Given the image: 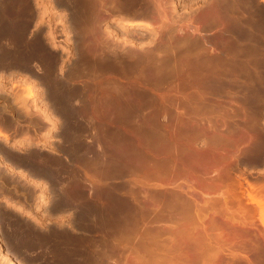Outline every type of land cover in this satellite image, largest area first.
Masks as SVG:
<instances>
[{"label": "bare ground", "instance_id": "6f19581e", "mask_svg": "<svg viewBox=\"0 0 264 264\" xmlns=\"http://www.w3.org/2000/svg\"><path fill=\"white\" fill-rule=\"evenodd\" d=\"M52 1L55 4V1ZM57 1L56 4L62 6L59 10L60 16L67 17L66 23L71 26L66 30L68 33H74L78 40L77 47H80L79 50L82 48V52L72 61L68 59L70 55H63V50L56 51L53 27L49 25L47 30L44 29V15L49 14L44 9L48 7L41 5L40 8L37 4L40 2L35 0H0V66L18 70L22 68L16 70L18 74L23 71L20 73L21 81L17 78L11 79V87L20 85L21 91L10 94L13 97L11 104L13 100L14 103L17 102L16 106L18 104L20 108L17 106L15 109L20 113V117L23 114L29 116L27 111L31 110L29 112L33 114L30 113V121L34 122L35 115L48 126L42 135L26 133V139H21L9 134L5 128L7 124L3 126L6 130L0 125V150L3 149V152L7 153V147H24L19 153L14 152L11 156L14 159L31 157L40 160L38 149L33 147L32 142L51 146L47 131L53 127L56 120H60L57 123L62 121L66 142H70L72 134L78 130L100 129L104 133L105 147L103 148L93 135L90 143L85 146L81 144V149H84L81 153L87 166L99 167L101 173L93 172L100 173V176L103 173L102 178H105L103 182L97 174L101 179V183H98L102 184V188L97 187V184L96 187L102 190L105 196H98L101 202L98 201L100 204L97 208L89 207L92 216L99 213L98 217L103 222V227L105 226L100 233L103 230L105 233H99L98 239L103 236L101 242L97 240L99 243L95 242L94 232L91 230V237L95 240L93 243L88 236L87 239V234L85 238L81 235L80 239L76 237L77 234L74 236L75 233H69V229L62 230L65 226H59L61 230L59 227L57 229L60 231L51 229L49 237L53 234L56 236L50 237L52 239L59 236L63 246L58 244L61 247H54L58 256L53 252L52 246V249H49L50 246L46 248L49 251L46 253L45 250V254L53 252L55 258L58 257V264H264V233L260 230L262 228L264 231V199L248 191L249 199L258 205L256 221L253 207L248 209V205H244L248 210L246 213L244 207L241 208L240 216L237 215L240 218L233 215L236 214V209L234 213L227 211L233 215L227 214L230 217L228 221L225 214V217L215 216L212 205L210 209L206 208L211 203L204 200L214 195H208L209 189L224 187V192L231 194L239 211L243 201L239 202V196L242 197L239 194L242 182L238 177L242 173L233 174L235 166L232 160H236L238 157H234L238 154L252 162H259L264 158V133L260 128V124L264 125V122L259 119L260 116H253L255 110L247 111L248 114L254 112L248 117L235 119L233 126L229 128V120L223 119L226 117L212 116L215 108L212 107V100L208 101L216 100L215 103L220 106L218 102L222 99L227 98L229 101L234 97L253 104L254 109L264 102V76L261 74L264 73V10L261 6V1L264 0H198L195 1L194 12L190 13L193 17L185 18L188 19L186 23L178 20L180 18L175 13L178 3L176 1L170 4L167 0ZM50 10L52 14L57 11L51 7ZM111 16L115 26L125 25L123 28L129 30L128 35L139 34L135 31L137 28L150 33L158 31L163 41L151 44L150 48L143 50L127 36L120 39L118 28L106 27L107 18ZM149 18H155L159 23L153 25ZM191 18H196L195 22ZM50 19H47V24H50ZM174 25H178L177 28ZM202 29L211 31L205 32L206 30ZM140 35L144 36L143 33ZM121 42L133 51L130 48L129 53H126V48L124 53L120 51L119 45L115 43H120L121 46ZM148 42L146 41V44ZM67 62H70V65L66 64ZM183 70L187 74L186 79L194 80V87L202 91L195 93L197 90L194 89V92L188 94H192L190 97L193 102H183V108L179 109L178 100H174V104L171 102L173 99H179L178 94L170 97L164 90L169 88L168 83H172ZM2 71L0 70V92H6L4 77L9 79L15 71L9 72L8 69L6 75L2 74ZM183 79L184 77L180 80ZM184 83L192 84L188 86L193 88L192 82ZM204 89H207V92ZM192 90L190 89V92ZM36 97L37 101H34ZM194 98L198 100L195 101ZM170 99L173 105H169ZM6 104L10 105V102ZM218 110L217 113H221ZM4 111L5 108L1 106L0 115ZM15 116L11 115L16 120ZM17 118L19 119V115ZM173 125L178 126L176 131L173 130ZM251 130L255 131L254 136L249 132ZM96 144L97 149L94 147ZM66 151H63L65 162L69 154H66ZM52 160L58 165L57 169L65 166L64 162L55 157L50 161ZM0 163L6 171L23 179L28 177L20 168H16L14 163L13 166L11 161L8 162L1 153ZM51 169L35 167L34 172L37 170L51 175ZM120 178L121 185L117 183ZM245 179L247 180V177ZM94 180L91 176L89 182L94 184L93 187L97 182L95 180L93 183ZM67 182L69 181L63 179L55 182V203L58 210L59 207H67L72 199L71 202L74 203L70 204H76L75 201L84 195L81 184ZM29 183L40 189L37 201L45 202L47 196L44 186L34 179V175L33 178L30 177ZM248 184L253 188L254 184L250 181ZM259 190L256 192H260ZM220 192L224 193L219 191V194ZM10 198H4L5 206H14L15 211H20L28 217L33 216L32 211L24 204L14 205ZM204 204L208 206L205 207ZM244 212L247 214H244L246 218L242 215ZM84 213L81 212L82 215ZM241 217L244 218L243 221L247 220L250 234L245 232L248 228L245 229L243 224L247 223H244ZM221 221L227 228L230 223L229 227L233 224V227H240V230L234 228L233 232H229L226 227L221 226ZM110 223L113 227H110ZM244 234L248 235V238H245ZM15 235L8 232L6 240L9 244L15 243ZM23 235L18 236H21V239ZM236 235L241 237L236 241H240V245L235 244ZM43 237L45 242L47 238ZM244 238L248 240L247 243ZM41 239L39 240L42 241ZM27 240L31 242L26 239L22 241L23 245L19 246L18 242L14 247L16 244V249L29 246ZM51 240L48 238L47 241ZM53 241L55 239L52 243ZM39 244L41 245V242L37 243V246ZM244 244H248V252H245ZM41 247L44 249L43 245ZM0 250V259L5 264H17L14 257L12 258L13 255L11 256L10 248L2 250L1 241ZM39 257L42 260L43 256ZM50 258L47 259L51 260ZM56 259L52 258L53 261Z\"/></svg>", "mask_w": 264, "mask_h": 264}, {"label": "flooded vegetation", "instance_id": "af4514ba", "mask_svg": "<svg viewBox=\"0 0 264 264\" xmlns=\"http://www.w3.org/2000/svg\"><path fill=\"white\" fill-rule=\"evenodd\" d=\"M55 2V4L56 3H58V1L57 0H54ZM264 1H261V6H262V8H263V10H264V3H263ZM185 7H179V8H177V11H178V17L180 18V20L181 21H183L188 15H189V13H190V10L189 9H186ZM186 11H189L188 13L186 12ZM181 13H182V15H181ZM186 13V14H185ZM184 15H186L185 17H183ZM184 18V19H183ZM263 20H264V16H263ZM107 21L108 22H111V23H114V20H113V16H111L110 18H107ZM68 24V22L66 23V25ZM69 25L70 24H68L65 28L66 29H68L69 30V28L71 27H69ZM57 29L59 30L58 32H56L55 33V35H58V37H56L55 39L57 40V41H59V42H57V51H60V49L61 50H63V49H66V48H68V50H73V51H77V46H78V40H77V38H76V36H74L73 34L74 33H72V32H70L69 31V33L68 32H64L63 30H61V26H58L57 27ZM65 36H68V39L67 40H65ZM66 42H67V44H66ZM59 45V46H58ZM61 45V46H60ZM63 46V47H62ZM60 47V48H59ZM63 48V49H62ZM9 69V72H10V70L11 71H15L16 72V70H18V68H10V67H4L2 70L3 71H5L6 72V70H8ZM13 69V70H12ZM22 68H20L19 70H21ZM25 69V68H24ZM23 69V70H24ZM18 70V71H19ZM6 73H8V71L6 72ZM5 73V74H6ZM207 102V101H206ZM229 102V103H228ZM212 103V107L213 108H215V109H213L214 110V115H215V117L216 118H218L217 116H216V113H217V110L218 111H221V113L222 114H225L226 116V118L225 119H228L229 120V128H231L232 126H233V121H235V119H240L241 117H248V115L250 114H248L247 113V111L248 112H251V110H255L254 112H252V114H253V116L254 115H258V116H260V117H264V105L263 106H261L260 105V107H259V105L258 106H256L255 107V109H254V106H253V104H248V105H246V108H243V107H240V104L239 103H237V102H235L234 100H229V101H226L225 103L224 102H218L219 104H220V106H221V108H220V106L219 105H217V102L215 103V102H211ZM215 103V104H214ZM227 104V105H226ZM215 105H217L216 107H215ZM223 105H225V106H223ZM219 106V107H218ZM239 106V107H238ZM248 107H249V109H248ZM262 107V108H261ZM258 108V109H257ZM217 109V110H216ZM257 109V110H256ZM223 110V111H222ZM260 110V111H259ZM215 111H216V113H215ZM258 112V114H256ZM247 113V114H246ZM252 114H250V115H252ZM214 115H212V116H214ZM244 115V116H243ZM258 116H257V118H258ZM2 120L4 121V123H6L7 125H9V128H10V130L9 131H12V132H17L18 131V133H19V135H21L22 137H25L26 136V133L27 134H30V135H35V134H32L31 132H35V133H38L37 135L39 136V135H42L43 134V131H46V129H47V123H45L42 119H39V121H37L36 123L35 122H32V121H30V119H27V117L26 116H24V118H22L21 119V121H15V122H9L8 120H6L5 118H3L2 117ZM9 122V123H8ZM57 122H59V120H56V122L55 123H53V127H51V131H48L49 133V135H50V145L51 146H47V145H45V144H38V147H37V151H38V153L40 154V160L39 159H33V158H31V157H24V158H20V159H14L13 161L14 162H16V163H18L20 166H22V169H23V172L24 173H26V174H32V175H34V179L41 185H43V183H45L44 185H50L51 183H53V184H51V186H54L55 188H56V183L55 182H58L59 180H61L62 181V179L63 180H66V181H71L70 183L72 184V183H78V184H81V187L83 188L82 190L84 191V195H83V197H81V198H79V199H83L84 201H79V199H77V201H75V203L76 204H70V202L71 201H73V199L72 200H70L69 201V203L67 204V207L65 206H62L61 208L62 209H66L63 213L64 214H67L68 215V217H69V220H68V223H69V226H70V231H71V233L73 234V233H75V234H73L74 236L76 235V234H78V235H76V237L77 238H80V239H82V236H84V238H85V235H86V237L88 236L89 238H91L92 239V241H93V243H94V241L95 242H99V241H97V240H100V242H101V239H102V237L103 236H101V239L99 238L98 239V237H100V234L101 235H104V233H105V230H103V234L102 233H100L101 231L100 230H102V228H105V226L103 227V225L104 224H102L103 222H101V220H100V217H98L99 216V213H98V215H96V216H92L91 215V213H90V211H89V207H96L97 205H99L100 203L99 202H101L99 199H98V196L99 197H101V198H103V196H105L104 194H102V190H99V188L101 189L102 187L100 186V185H102V184H99V183H101V182H99V181H101V179L99 180V176H100V173H101V170L99 171L98 170V168L99 167H96L95 165V167L93 166V168H92V166H91V168H90V166L88 167L87 166V163L84 161V156H83V154L81 153V150H84V149H81V144L82 145H84L85 146V144H87L88 142L90 143L91 142V140H92V136L94 135V139L98 142V143H100V140H101V136H100V133H102V131L100 130V129H96V130H92L91 128H87V129H82V131L81 130H78L77 132H75L74 134H72L73 135V137L71 136V140H70V142H66V136H65V131L63 130V128H60V126H58V123ZM180 126V125H179ZM175 128H178V126L176 125V126H173V130H177V129H175ZM15 132V133H16ZM74 132V131H73ZM25 133V134H24ZM72 133V132H71ZM78 136V137H77ZM102 136H104L103 134H102ZM65 138V139H64ZM104 140V139H103ZM100 145H101V143H100ZM97 144L94 146L96 149H97ZM102 146V145H101ZM49 147H51V148H49ZM103 148L105 147V146H102ZM77 149V150H76ZM67 150V151H66ZM76 150V151H75ZM62 151H66L67 153L66 154H68L67 156H68V160L65 162V160H66V156L64 155V153H61ZM69 151V152H68ZM53 157H55L56 159H58V160H60V161H62V162H64V165L65 166H63L61 169H57L58 168V165L55 163L54 164V162H53V160L52 161H50L51 160V158H53ZM244 157V158H243ZM23 159V160H22ZM18 160V161H17ZM251 163H256V162H252V161H250V160H248V158H246L245 156H239V159L236 161V163L234 164V166L235 167H238V168H241V169H244L245 171H246V173H243V174H241V175H239V177H238V180L240 181V182H242L241 184H240V186L241 187H239L240 188V195H242V197L241 196H239V202L240 201H243L242 203H244L243 204V206H242V203H240V205H241V207L239 206V208H240V210L238 211L237 209V207H236V204H235V202H234V199H233V197L231 196V194L228 192H224V187H221V188H218V187H216V191H214V192H210V194H208V195H212V194H214V195H212V197H210V196H208L209 198H205L204 200L206 201V202H208V203H211V204H208V203H206V204H208V205H205V207L206 206H208V207H206L207 209H210V206H211V209L212 210H214L216 213H217V211H218V213L216 214L215 213V216H219V217H225V215H226V217L228 216L227 214H229V213H227V211L228 212H231V213H234L233 211L236 209V214H233V215H238V216H240V212H241V208H243L244 207V210H246V208L248 207V209H251L252 207H253V211H254V215H257V213H258V205H256V203L254 202V201H252L251 199H249V197H248V191H250V193L251 194H253L254 196H256V197H262V199H264L263 197H264V163H262L261 165V167L260 168H248V165H250ZM57 166V167H56ZM233 166V167H234ZM35 167H45V168H47V169H51L52 170V174L54 175V176H52V174L51 175H49V174H43L42 172H38L37 170L34 172V169H35ZM56 167V168H55ZM246 167L248 168V169H246ZM55 168V169H54ZM90 168V169H89ZM97 168V169H96ZM63 169V170H62ZM67 169V170H66ZM93 169V170H92ZM96 169V170H95ZM56 170H58V172L56 171ZM63 171V174H62V171ZM260 170H261V172H260ZM93 171H97V172H100V173H95V172H93ZM258 173H257V172ZM263 171V172H262ZM38 172V173H37ZM57 172V173H56ZM64 172H65V174H64ZM250 172H253L252 174L250 173ZM57 175H56V174ZM59 173H61V175H59ZM68 173H69V175H68ZM94 173L96 174V178L94 177ZM42 174V175H41ZM97 174H99V176H97ZM262 174V175H261ZM27 175V176H28ZM45 175V176H44ZM47 175H49V176H47ZM68 175V176H67ZM102 176H103V173L101 174ZM242 175H244V176H242ZM51 176H52V178H51ZM57 176V177H56ZM60 176V178H58ZM64 176H66L67 177V179H66V177H64ZM93 177V179H95V180H97V182H95V180L94 181H92L93 183L95 182V187H93L94 186V184H91V182H89V180H90V177ZM247 177V180L245 179L246 177ZM48 177V178H47ZM57 179H59V180H57ZM62 177V178H61ZM54 178V179H53ZM98 178V179H97ZM104 178V177H103ZM29 179H30V177L28 176L26 179H24V181H29ZM51 179V180H50ZM52 179L53 180H56L55 182L54 181H52ZM68 179H70V180H68ZM92 179V178H91ZM88 180V181H87ZM52 181V182H51ZM251 182L252 184H254L253 185V188L252 187H250V185L248 184V182ZM99 182V183H98ZM103 182H104V179H103ZM121 182H122V180H121V178L120 179H117V183L119 184V185H121ZM22 183H24V182H22ZM55 183V184H54ZM26 184H27V182H26ZM25 184V185H26ZM83 184V185H82ZM91 184V185H90ZM96 184H97V187L99 186V188H97L96 187ZM99 184V185H98ZM43 185V186H44ZM90 185V186H89ZM93 185V186H92ZM89 186V187H88ZM87 187V188H86ZM93 187V188H92ZM260 188V190H259V188ZM121 188V187H120ZM204 188V187H203ZM256 188V189H255ZM94 189V190H93ZM221 189V190H220ZM92 190H93V192H92ZM98 190L99 191H101V193L100 192H98ZM239 190V189H238ZM260 191V192H256V191ZM86 191V192H85ZM89 191V192H88ZM91 191V192H90ZM98 193H96V192ZM219 191H223L224 193H222V192H220V194H219ZM243 192V193H242ZM19 193L20 194H22L21 195V197H22V199L24 200V202L25 203H29V199H30V194H29V191H28V189L26 188V189H23V190H20L19 191ZM242 193V194H241ZM259 193V194H258ZM102 194V195H101ZM222 194V195H221ZM224 195V196H223ZM87 198H86V197ZM220 196H223V197H220ZM214 197H216V198H214ZM86 198V199H85ZM88 199V200H87ZM240 199H243V200H240ZM202 200V198H200V201ZM79 201V202H78ZM99 201V202H98ZM47 203V204H46ZM71 203H74V202H71ZM78 203V204H77ZM81 203V204H80ZM84 203V204H83ZM254 203V204H253ZM56 203L54 202H49V201H45L44 202V204L43 205H46V207H45V209L44 210H56L57 208H58V206H57V204L55 205ZM70 205L72 206L73 205V207H70ZM75 205H77L75 208H74V206ZM78 205H80V206H78ZM83 205H85V206H83ZM244 205H248L247 207L246 206H244ZM256 205V206H255ZM69 206V207H68ZM83 206V207H82ZM56 207V208H55ZM236 207V208H235ZM250 207V208H249ZM68 208H70V209H68ZM72 208H73V210H72ZM78 208H80V209H78ZM97 208V207H96ZM247 209V210H248ZM243 210V211H244ZM247 210H246V213H247ZM250 211V210H249ZM41 212V211H40ZM77 212V213H76ZM81 212H85L84 213V215H82L81 214ZM87 212V213H86ZM239 212V213H238ZM79 213V214H78ZM90 213V214H89ZM245 212L242 214L243 215V217L244 218H246V214ZM220 214H222V215H220ZM225 214V215H224ZM244 214H246V215H244ZM229 215H232V214H229ZM232 215V216H233ZM87 216H89L88 218H87ZM236 216H234V217H236ZM237 216V217H238ZM85 217V218H84ZM91 217V221L89 220V218ZM243 217H241L242 218V221H243ZM80 218H82V219H80ZM228 218H230L229 216L227 217V220L229 221V219ZM238 218H240V217H238ZM219 219V218H218ZM93 220V221H92ZM221 220V219H220ZM239 220V219H238ZM72 221V222H71ZM97 221V222H96ZM240 221V220H239ZM246 223H247V220H244ZM243 221V222H244ZM222 222V221H221ZM231 222V221H230ZM244 222V223H245ZM229 223V222H228ZM85 224V225H84ZM222 225V227L223 228H225L226 227V225L224 226V223L222 222L221 223ZM75 225H76V227H77V229H76V227H75ZM79 225V226H78ZM98 225V226H97ZM229 225H230V223H229ZM229 225H228V228H227V230L229 231V232H233L234 231V228H237V229H239L240 227H237V226H235V227H233L234 225L233 224H231V226L229 227ZM244 225V228L245 229H247V230H245V232L246 233H248V231H249V227H247L248 226V223H247V225L246 224H243ZM246 225V226H245ZM101 226V227H100ZM82 227V228H81ZM97 227V228H96ZM110 227H113L112 226V223H110ZM247 227V228H246ZM85 229V230H84ZM87 229H88V232H89V234H88V232H87ZM98 229V230H97ZM74 232H73V231ZM94 232L93 233V238L95 239H93L91 236H92V231ZM240 230V229H239ZM76 231H77V233H76ZM79 231V232H78ZM83 231H85V232H83ZM96 231H98V233L96 232ZM87 232V233H86ZM100 233V234H99ZM95 234V235H94ZM99 234V235H98ZM82 235V236H81ZM97 235V236H96ZM79 236V237H78ZM81 236V237H80ZM248 235H246L245 236V238H248L247 237ZM88 237H87V239H88ZM97 238V239H96ZM245 238H244V242L246 241L245 240ZM248 241V240H247ZM247 241H246V243H247ZM90 242H91V240H90ZM99 242V243H100ZM245 243V244H246ZM86 244V243H85ZM87 244H88V242H87ZM244 244V245H245ZM246 246H248V244L247 245H245V247ZM245 250V252H248V250H247V247H246V249H244ZM44 264V260L42 259H40V257H36V258H34L33 259V261H31L30 262V264H42V263Z\"/></svg>", "mask_w": 264, "mask_h": 264}, {"label": "rangeland", "instance_id": "374dc122", "mask_svg": "<svg viewBox=\"0 0 264 264\" xmlns=\"http://www.w3.org/2000/svg\"><path fill=\"white\" fill-rule=\"evenodd\" d=\"M36 2L37 1H39L40 3H37L38 5H39V7L41 8L42 6L41 5H43V7H44V5H45V7H48V9L47 8H45L44 10H46L45 12L47 13H49L48 15H44V20H45V22H44V29L45 30H47L48 29V27H49V25H50V27L52 28L53 27V29H54V39L56 38V37H58V35H55V33L56 32H58L59 30L57 29V27L58 26H61L62 28H61V30H63L65 33L66 32H68L67 30H66V28H64L65 26H67L66 25V21L68 20V19H66L65 18V16H64V18H62V16H60V14H59V10L61 9V4H59V5H57V4H53V1L52 0H35ZM51 1H52V3H51ZM172 1H176V2H178L177 3V7H176V9H175V13H176V15L177 16H179L178 15V11H177V8H179V7H185L186 9H189L190 11H192V12H190V13H193L194 12V10L195 9H193V8H195L196 6V4H195V1H198V0H193L194 2H191V0H167V2H169V4L172 2ZM192 3V5H191V3ZM190 3V4H189ZM194 3V4H193ZM169 4H166L167 6H168V8L170 9L171 7L169 6ZM52 5V6H51ZM56 5V6H55ZM195 6V7H194ZM50 7L51 8H55L57 11H55L53 14H52V11L50 10L49 11V9H50ZM57 7V8H56ZM174 13V12H173ZM175 13H174V16H176L175 15ZM189 13V15L188 16H191V17H193V14H190ZM49 15H50V17H49ZM115 15V14H114ZM187 16V17H188ZM195 16V15H194ZM59 17V18H58ZM186 17V18H187ZM51 18V19H50ZM174 18V17H173ZM179 18V17H178ZM47 19H50V21H49V23L50 24H47ZM175 19H177V17H175ZM192 19V21L193 22H195L194 20L196 19V18H191ZM149 20H150V22L153 24V25H157V23H159V20H157V19H155V18H153V20H152V18H149ZM155 20H156V23H155ZM179 21H181L180 19H178ZM186 20H188V19H184L183 21H185V23H186ZM63 24V25H62ZM47 25V26H46ZM113 26L114 27H116V29L117 30H119L118 32H119V34L120 35H118L119 37H120V39L121 38H124V37H129L130 39H132V40H134L135 41V43H138L139 45H140V47H141V49H148V48H150V46H152V45H155V44H159V42H162L163 41V37L159 34V32L157 33V32H147V31H143V30H145V29H138L137 27V29H135V31L137 32V33H139V34H130V35H128V31L129 30H127L126 28H123L125 25L123 24V25H117V26H115V23H111V22H108L107 23V25H106V27H110V28H113ZM174 26H176L175 28H177V26L178 25H174ZM173 26V27H174ZM65 29V30H64ZM203 31H205L206 29H202ZM209 30V29H208ZM211 31V30H210ZM210 31H205V32H210ZM122 33V34H121ZM140 33L142 34H144V36H142V35H140ZM157 33V34H156ZM152 34V35H151ZM151 38V39H150ZM68 39V36H65V40H67ZM160 39H162V40H160ZM151 40V41H150ZM55 41V43H57V42H59V41H57V40H54ZM57 41V42H56ZM146 41H149L147 44H146ZM152 42V43H151ZM66 44H67V42H66ZM115 44H117V45H119L118 47H120V48H118L120 51L122 50V52L124 53L125 52V48H126V53H129V52H131V51H133V50H131V48L129 47V46H127V45H123V43L121 42V46H120V43H115ZM152 44V45H151ZM122 45L124 46V47H122ZM146 45V46H145ZM149 45V46H148ZM126 46V47H125ZM78 49H77V51L80 49V47H77ZM122 48H124V49H122ZM129 48H130V50H129ZM124 50V51H123ZM57 51V50H56ZM77 51H73V50H68V48H66V49H63V55L64 56H69L70 58H68L69 60H71L72 61V59H74L78 54H80V52H82V48H81V50H79L78 52ZM138 51V50H137ZM59 52H61V50L59 51ZM87 53H88V50H87ZM69 63V64H68ZM66 64H68V65H70V62H67ZM0 70L2 71V69H3V67H1L0 66ZM189 70V69H188ZM186 71V73L188 72L187 71V69L185 70ZM3 73H5V71L3 72L2 71V74ZM21 74L23 73V71H21L20 72ZM18 74V72H15V73H13V76L12 77H10L9 79L7 78V77H4L5 79H4V82H6V83H4V86H5V89H6V92L5 91H1L0 93V107L1 106H3L4 108H5V110L6 111H4L3 113H1V115H0V121L2 122H0L1 124L0 125H2V127L5 125L6 126V123L5 124H3V122L4 121H2V116L3 115H5V117H7V118H5L4 116V118L6 119V120H8L9 122H11V121H21V117H24L25 115L23 114V112L21 111V113L24 115H22L21 117H20V113H17L16 111V109H17V106H18V104H17V106H16V103H14V100H13V102H12V104H11V99H13V97H11V95H13V92L15 91H18V92H21L19 89H20V85L17 87V86H15V87H11V79L13 80H16L15 78H17V79H19V81H21L22 80V76H21V74ZM183 75H182V74ZM185 72H184V70L182 71V72H180V73H178L177 74V79L178 80H180V79H182L183 77H184V79L183 80H185L186 78L188 79V77L186 76L187 74H186ZM186 74V75H185ZM261 74L264 76V73H262L261 72ZM4 75H6V74H4ZM185 75V76H184ZM178 76H180V77H178ZM3 78V77H2ZM176 78H174V80H172V83H168V85L170 84V86H169V88H167V90L165 91L164 90V92L165 93H167L170 97H171V95H177L178 94V96H179V99H170L169 100V105H173L174 103H173V101L174 100H178L177 102H178V105H177V103H176V105H177V107H179V109L180 108H183V102H193V99L190 97L191 95H188V94H190V93H192V92H194V89L195 90H197L195 93H201V91L202 90H200V89H198V87L196 88V87H194V84H195V81L194 80H185V81H187V82H192L193 83V88H192V86H188L190 83H188V84H186V83H184L183 82V80H180V81H178ZM194 81V82H193ZM177 83H180V85H178ZM183 84V85H182ZM10 85V86H9ZM187 85V86H186ZM190 85H192V84H190ZM176 86H178V87H176ZM184 86V87H183ZM195 86H196V84H195ZM8 87V88H7ZM11 87V89H9ZM17 87V88H16ZM4 89V90H5ZM14 89H16V90H14ZM171 89V90H170ZM190 89L192 90L191 92H190ZM202 89V88H201ZM7 90L9 91L8 93H7ZM11 90V91H10ZM205 90V92H207V89H204ZM6 94H5V93ZM204 93V91L202 92V94ZM3 94V95H2ZM8 94V95H7ZM11 94V95H10ZM6 97H5V96ZM10 95V96H9ZM193 95H195V94H193ZM181 96H183V98L181 97ZM186 96H187V100H186ZM3 97H5V98H3ZM8 97V98H7ZM193 97V96H192ZM234 97H232L231 98V100H234V101H236L237 103H239L240 104V107H243V108H246V105L247 104H249V103H246L245 101H243V100H238V99H236V98H234ZM9 99V100H8ZM37 99V97L35 98V100L34 101H37L36 100ZM183 99H185V100H183ZM192 101H191V100ZM225 99V98H224ZM224 99H222V101L221 100H217V101H221V102H226V99L224 100ZM31 100V99H30ZM172 100V101H171ZM194 100L195 101H197L198 99H196V98H194ZM201 100H203V99H201ZM204 100H206V99H204ZM208 100V99H207ZM212 100V102H215L216 100H213V99H209L208 101H211ZM224 100V101H223ZM230 100V99H229ZM7 101V102H6ZM173 103H171V102ZM227 101H228V99H227ZM10 102V105L9 104H6V103H9ZM13 103L15 104V105H13ZM244 103V104H243ZM263 105H264V102L262 103ZM6 105L8 106V107H6ZM10 106V107H9ZM16 106V107H15ZM11 110H10V109ZM16 108V109H15ZM18 108H20L19 106H18ZM12 110H13V112H12ZM18 111L20 112V109H18ZM29 111H31V110H28L27 112L29 113H27V115H29L30 116V113L31 112H29ZM32 112H34V111H32ZM213 111H212V115H213ZM219 113V112H218ZM217 113V114H218ZM3 114V115H2ZM19 115V119L17 118L18 117V115ZM31 114H33V113H31ZM216 114V116H220V117H225L226 115L225 114H222V113H219L218 115ZM11 115L12 116H15L16 117V120L15 119H13L12 117H11ZM223 115V116H222ZM9 116V117H8ZM29 116H26L28 119H31ZM215 116V115H214ZM10 117H11V119H10ZM31 117L33 118V115H31ZM219 117V118H220ZM35 118V119H34ZM34 122H37V121H39V118H37V117H35V115H34ZM221 118V119H222ZM259 118V117H258ZM32 119V120H33ZM102 120H106V119H104V118H101ZM182 119V118H181ZM223 119H225V118H223ZM260 120L261 119H263L262 121L264 122V117H260L259 118ZM258 119V120H259ZM36 120V121H35ZM60 121V120H59ZM33 122V121H32ZM169 124V123H168ZM260 124V123H259ZM4 126V127H5ZM58 126H60V128H62V121L60 122V123H58ZM173 126H176V125H173ZM3 127V128H4ZM6 129H7V131L9 132V134L10 135H12V137L14 136V137H16V138H21V139H26L25 137H21L20 135L18 136V134L19 133H16L15 134V132H12V131H9L10 130V128H9V125L8 126H6L5 127ZM4 128V129H5ZM260 128H262V130H263V133H264V125H262V124H260ZM5 129V130H6ZM9 129V130H8ZM175 129H177V128H175ZM49 131H51V129H49ZM44 132H46V131H43V133ZM48 132V131H47ZM183 132V131H182ZM181 132V133H182ZM253 136H254V134H255V131L253 130H251V131H249ZM32 134H35V135H37L38 133H35V132H31ZM254 133V134H253ZM15 134V135H14ZM102 134L104 135V133H100V136H101V140H100V143H101V145L102 146H105V140H103V136H102ZM51 135V134H50ZM49 135V136H50ZM182 135V134H181ZM30 142V141H29ZM34 145H33V147L35 148L36 147V149H37V145L39 144V143H37V142H32ZM29 145L28 146H30V143H28ZM37 144V145H36ZM41 144V143H40ZM39 144V145H40ZM42 145V144H41ZM1 148V147H0ZM8 149H9V151H8ZM15 149V150H14ZM11 148V147H7V153L6 152H3L4 150L3 149H1L0 150V153L5 157V159H7V161L8 162H10L11 161V164L12 163H14V165L16 166V168H20V170L23 172V169L20 167V165L18 164V163H15V162H13L12 160H14V158L11 156V154L12 153H14V152H17V153H19L18 151H21V150H23L24 149V147H19L18 149L17 148ZM11 150H13V151H11ZM3 152V153H2ZM65 152V151H64ZM63 151L61 152V153H64ZM67 153V152H66ZM239 153V152H238ZM237 153V154H238ZM239 154L236 156L235 155V157L234 158H236V157H238V158H236V160L234 159V160H232L233 161V164H235V162L239 159ZM10 157H11V159H10ZM10 161H9V160ZM262 163H264V158L262 159V161H259V162H256V163H251L250 165H248V168H260L262 165ZM18 164V165H17ZM221 164V163H220ZM253 164H255V165H253ZM13 165V164H12ZM13 165V166H14ZM238 169V170H237ZM234 170L235 171H233V174L235 173L236 174V172H237V174H239L240 172L243 174V173H245V170H243V169H241V168H238V167H234ZM7 172V173H6ZM239 172V173H238ZM240 173V174H241ZM251 174L253 173V172H250ZM26 174V173H25ZM26 175H28V174H26ZM10 176V177H9ZM29 177H32L33 178V175L32 174H29L28 175ZM11 178V179H10ZM35 178V177H34ZM99 178H101V179H103L102 178V175L99 177ZM22 179V180H21ZM105 179V178H104ZM100 180V179H99ZM22 182H24V183H22ZM26 182H27V184H26ZM68 184H70V182H67ZM15 184V185H14ZM26 184V185H25ZM45 183H43V185H44ZM34 184H30L29 183V181H24V179L23 178H21V176H18V175H16L15 173H11V172H9V171H6V169L4 168V167H2L1 166V163H0V241H1V246H2V250L3 249H5L6 247H8V248H10V253H11V256H12V258L14 257V260L17 262V264H30V262L34 259V258H36V257H39V256H41V258H42V256H43V260H44V264H49L50 263V261H51V263L50 264H54V262L56 263V261H57V263L56 264H58V262H59V260H58V257H56L55 258V254H56V256H58V254L57 253H55V252H57V249L55 250L54 249V247L56 246L57 248H58V246L59 247H61V245H58V244H62L61 242H60V237L59 236H57L56 238H54L55 239V241H53V243H52V240H54V239H52L53 238V236H56V235H54L53 234V236L52 235H50V237H52V238H50L49 237V234H50V230L51 231H54V230H56L57 229V227H64L62 230H65V229H69L68 230V232L70 233V226H68L69 224H67L68 223V220H69V217H68V215L67 214H64L63 212V209L61 208V207H59V210L58 209H56V210H44L45 209V207H46V205H42V204H44V202H41V201H37V197H39L38 195L40 194V189L39 188H37V186L35 185V186H33ZM13 186H15V187H13ZM7 188V189H6ZM28 189V191H29V194H30V199H29V203L27 204V203H25L24 202V200L22 199V197H21V195L22 194H20L19 193V191L20 190H23V189ZM44 188H45V193H46V201H49V202H56L57 200H56V196H57V190H56V188L54 187V186H51V184L50 185H44ZM219 188H221V187H219ZM213 189V190H212ZM211 190L209 189H205V190H208V192H214L215 190H216V188H212ZM215 189V190H214ZM225 189V188H224ZM4 190V191H3ZM54 190H56V191H54ZM9 193H11V194H9ZM14 193H15V195H14ZM2 195V196H1ZM5 195V196H4ZM8 195V196H7ZM10 196H11V198H10ZM4 198L5 199H7V198H10V200H11V202L13 203V201H14V205H17V204H24L25 205V207L28 209V210H30V211H32V215L33 216H27L26 214H24V213H22V212H18V211H15L14 210V206H5L4 205V202H3V200H4ZM36 203H40L39 205H36ZM38 206V207H37ZM62 209V210H61ZM64 210H66V209H64ZM41 211V212H40ZM3 212V213H2ZM52 213V214H51ZM5 214V215H4ZM60 215V216H59ZM256 216V218H255V221L257 220V215H255ZM39 222V223H38ZM38 223V224H37ZM256 223H258V221L256 222ZM62 224V225H61ZM65 224V225H64ZM57 225V226H56ZM23 226V227H22ZM54 226H56V227H54ZM259 226V225H258ZM59 227V228H60ZM68 227V228H67ZM26 228H28V229H26ZM55 228V229H54ZM77 228V227H76ZM259 228H261L260 226H259ZM27 230H28V232H27ZM29 230L30 231H32V232H29ZM60 230H61V228H60ZM59 229H57V231H60ZM66 230V231H67ZM250 230V229H249ZM263 233H264V231H263V229L261 228L260 229ZM8 232H9V234H11V232H12V234H16L15 235V240H14V242L15 243H17L18 244V242H19V246L23 243L22 241H24V240H26V239H30V241L31 242H29V240H27L28 242H29V246H26V247H21V249L19 250V249H16V247L18 246L17 244L15 245L16 247H14V244L15 243H10L9 244V241H7L8 240ZM14 232V233H13ZM16 232H18V233H16ZM19 232H21V234H19ZM27 232V233H26ZM46 232H48L47 233V235L46 234H44V233H46ZM30 233H32V235H30ZM26 235L27 237H29L30 236V238H27L26 236H24V235ZM33 234L35 235V237H33ZM248 234H250V231H248ZM18 235H23L22 236V240L20 239V237L21 236H18ZM29 235V236H28ZM37 235V236H36ZM38 235H39V237H38ZM45 236L47 239H45V242L43 241L44 240V237L43 236ZM78 235V234H77ZM244 235H246V234H244ZM40 236H41V238H40ZM37 237V238H36ZM231 237H233V236H231ZM230 237V239L232 240L233 238H231ZM235 237H237L234 241H235V244L237 243L238 245H240V241H238V242H236L237 240H239L241 237H240V235L238 236V235H236ZM31 238H33V239H31ZM48 238L51 240V242L50 241H47L48 240ZM58 238V239H57ZM7 239V240H6ZM38 239V241H36ZM39 239H41L42 241H40ZM229 239V238H228ZM18 240V241H17ZM33 240V241H32ZM56 240H59L58 242H56ZM26 241V242H27ZM21 242V243H20ZM39 242H41V245H43L44 247V249H41L42 247H41V245L39 244V246H37V243H39ZM42 242L44 243V244H42ZM56 243V244H55ZM3 244V245H2ZM36 244V245H35ZM48 244V245H47ZM12 245V246H11ZM23 245V244H22ZM33 245V246H32ZM47 245V246H46ZM54 245V246H53ZM65 245V244H64ZM53 247V249H52V247L51 248H49V249H52L53 250V252L55 253H53L52 252V250L49 252V253H51L52 252V254H53V257H52V254H45V250H47L48 249V247ZM62 246H63V244H62ZM28 247V248H27ZM240 247V246H239ZM25 248V249H24ZM47 248V249H46ZM41 249V250H40ZM11 250H12V252H11ZM25 250V251H24ZM44 250V251H43ZM55 250V251H54ZM41 251V252H40ZM44 253H43V252ZM48 251L49 250H47V252L46 253H48ZM0 253H1V250H0ZM40 254H42V255H40ZM45 255H47V256H45ZM48 255L51 257H48ZM1 258V257H0ZM47 258H50L51 260H48ZM52 258L55 260L56 259V261H53L52 260ZM1 260V259H0ZM20 262V263H19ZM46 262V263H45ZM5 264L2 260H1V262H0V264Z\"/></svg>", "mask_w": 264, "mask_h": 264}]
</instances>
